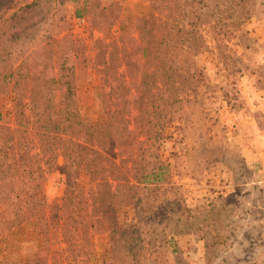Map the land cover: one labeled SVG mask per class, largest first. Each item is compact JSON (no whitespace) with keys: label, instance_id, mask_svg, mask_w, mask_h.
<instances>
[{"label":"trees","instance_id":"obj_1","mask_svg":"<svg viewBox=\"0 0 264 264\" xmlns=\"http://www.w3.org/2000/svg\"><path fill=\"white\" fill-rule=\"evenodd\" d=\"M13 1L0 0V93L10 89L15 110L13 127L0 124V207L16 224L36 220L48 246L58 235L71 250L105 233L112 256L105 264H142L157 246L148 234L170 223L154 216L168 209L160 141L201 78L179 58L207 50L205 29L224 37L249 20L247 0H146L136 48L95 40L105 118L93 125L83 123L76 94L75 56L83 49L71 34L60 36L64 0L11 10ZM83 10L93 27L103 26L108 11L98 0H84ZM51 173L64 189L49 204L43 189ZM123 210L132 212L129 223L119 220Z\"/></svg>","mask_w":264,"mask_h":264},{"label":"rangeland","instance_id":"obj_2","mask_svg":"<svg viewBox=\"0 0 264 264\" xmlns=\"http://www.w3.org/2000/svg\"><path fill=\"white\" fill-rule=\"evenodd\" d=\"M32 1L14 0L11 10ZM98 2L108 11L100 29L91 25L88 11L83 10L84 0H64L57 22L67 26L60 36L71 34L83 49V54L75 56L76 94L86 125L105 118L98 96L101 81L95 68L94 41H116L132 50L138 43L136 29L148 14L146 0ZM247 4L251 17L232 34L217 37L212 29H205L207 50L179 58L201 78L196 93L183 103L160 141L158 159L169 181L161 195L167 201L161 206L168 209L154 216L156 221L168 219L170 223L165 232L161 224L156 226L158 236L148 234L157 246L146 253L142 264H264V0H247ZM14 123L8 89L0 93V124L13 127ZM257 151L262 158L248 163L245 155ZM63 189L58 173L46 176L43 191L49 204L62 197ZM8 210L3 212L0 207V253L1 242L12 229L18 237L8 239V248L22 241L34 252L18 264L37 258H45V264L110 263L105 233H91L71 250H66L58 235L48 246L36 220H28L22 232L24 223L10 220ZM131 218V211L119 214L120 222L129 223ZM162 235L172 242L164 244Z\"/></svg>","mask_w":264,"mask_h":264},{"label":"crops","instance_id":"obj_3","mask_svg":"<svg viewBox=\"0 0 264 264\" xmlns=\"http://www.w3.org/2000/svg\"><path fill=\"white\" fill-rule=\"evenodd\" d=\"M260 158H262V155H260L258 153V151L255 152V154L249 153V154L245 155V159L248 163L257 162ZM26 224H27V222H24V224L21 225L20 229H21V231L23 230L22 232L26 231V228H25ZM15 230L16 229H12L10 232H8V234L5 237L7 240L5 241V239H4V242H1L3 247H2V254L0 253V264H12V262H14L16 260L17 261L15 264H18L22 261L23 262L27 261L28 260L27 258H31L33 256L32 253H34V252L31 251V250H33V247H29V245H28V247H29L28 248L27 243H24L22 241L19 243L18 247L14 246L13 249L10 247L8 248V239L9 238L12 239L13 237H18L15 233ZM26 235H30V234H26ZM10 242H13V240H10ZM17 244H18V241H15V245H17ZM19 251H20V253L17 254ZM18 256H21L22 258L20 260H18L19 258L16 259Z\"/></svg>","mask_w":264,"mask_h":264}]
</instances>
